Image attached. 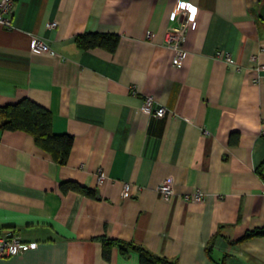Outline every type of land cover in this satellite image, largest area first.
Listing matches in <instances>:
<instances>
[{
  "label": "crops",
  "instance_id": "1",
  "mask_svg": "<svg viewBox=\"0 0 264 264\" xmlns=\"http://www.w3.org/2000/svg\"><path fill=\"white\" fill-rule=\"evenodd\" d=\"M181 1L196 23L176 65L164 43L175 0H14L0 105L36 101L73 142L58 163L31 134L0 131V233L35 243L0 264H141L118 244L105 259L103 236L179 264H264V0ZM91 31L118 34L116 48L78 46ZM35 35L48 50L30 47ZM147 95L164 116L144 108ZM166 176L170 199L157 190ZM61 180L97 194L63 192Z\"/></svg>",
  "mask_w": 264,
  "mask_h": 264
},
{
  "label": "trees",
  "instance_id": "2",
  "mask_svg": "<svg viewBox=\"0 0 264 264\" xmlns=\"http://www.w3.org/2000/svg\"><path fill=\"white\" fill-rule=\"evenodd\" d=\"M118 41V34L96 31L80 33L75 37V42L82 48L100 46L109 51L116 48ZM2 130H23L31 134L35 143L49 152L58 163L65 162L73 142L71 134L53 131L51 113L46 107L27 97L0 105V131ZM230 138L231 141L235 140L232 133ZM256 172L264 177V160L256 167ZM59 189L63 192L74 190L90 196L97 194L96 189L81 185L75 180H61ZM256 232H264V227ZM100 240L102 243V256L105 259L110 258L111 247L118 244L124 253L127 251V247L136 250L141 264H179L174 259L155 254L144 246L135 245L131 241L121 242L104 236L100 237ZM210 249L211 246L208 242L205 250L209 253Z\"/></svg>",
  "mask_w": 264,
  "mask_h": 264
},
{
  "label": "built area",
  "instance_id": "3",
  "mask_svg": "<svg viewBox=\"0 0 264 264\" xmlns=\"http://www.w3.org/2000/svg\"><path fill=\"white\" fill-rule=\"evenodd\" d=\"M14 0H0V26L10 27L12 25V12H13ZM189 15L188 20L184 21L179 19L183 14ZM169 20L172 22H178L177 24H170L166 31V37L164 43L172 49L171 62L173 64H180L185 60L187 56V50L185 48V38L187 29L195 27V6L190 4L188 1L175 0L173 7L169 12ZM54 22L48 24L49 27H53ZM29 45L32 49L37 50H48V44L39 36H31ZM225 59L232 62L228 55L225 53ZM144 108L149 113L156 117H162L166 113V108L162 105L153 104V99L150 95H147L144 100ZM105 180V175L101 170H97L96 181L101 184ZM173 177L166 176L158 184L157 190L161 196L165 199H170L173 194ZM130 190V185L124 183L121 194L126 196ZM186 198L193 200H200L201 195L198 191L192 194H185ZM35 243L24 242L19 240L13 234H1L0 233V258L8 257L17 254L20 251L32 248Z\"/></svg>",
  "mask_w": 264,
  "mask_h": 264
},
{
  "label": "water",
  "instance_id": "4",
  "mask_svg": "<svg viewBox=\"0 0 264 264\" xmlns=\"http://www.w3.org/2000/svg\"><path fill=\"white\" fill-rule=\"evenodd\" d=\"M259 12L260 17L264 20V3L261 5Z\"/></svg>",
  "mask_w": 264,
  "mask_h": 264
}]
</instances>
